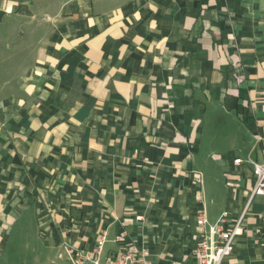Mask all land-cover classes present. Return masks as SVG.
<instances>
[{
    "label": "crops",
    "instance_id": "1",
    "mask_svg": "<svg viewBox=\"0 0 264 264\" xmlns=\"http://www.w3.org/2000/svg\"><path fill=\"white\" fill-rule=\"evenodd\" d=\"M259 136L264 0H0V264H72L103 232L99 264L121 234L197 264V179L238 220ZM242 224L222 264H264L262 198Z\"/></svg>",
    "mask_w": 264,
    "mask_h": 264
},
{
    "label": "built area",
    "instance_id": "2",
    "mask_svg": "<svg viewBox=\"0 0 264 264\" xmlns=\"http://www.w3.org/2000/svg\"><path fill=\"white\" fill-rule=\"evenodd\" d=\"M257 141H264V138L259 136ZM234 163H241V160L236 159ZM249 163L252 167L253 184L248 193L246 207L236 221H230L226 212H222L213 222L209 220L202 177L199 175L197 179L199 188L196 200L197 208L194 227L190 233L191 253L197 264H222L231 255L235 239L242 233V218L249 204L255 198L264 200V159L260 162L249 160ZM114 241L121 245V249L115 258L109 260L107 264H149L146 254L138 250L134 243L126 239L123 234L117 236ZM105 243L106 233L103 232L96 239V245L92 252H74L72 249H67L66 254L72 264H83L86 261L99 264Z\"/></svg>",
    "mask_w": 264,
    "mask_h": 264
}]
</instances>
